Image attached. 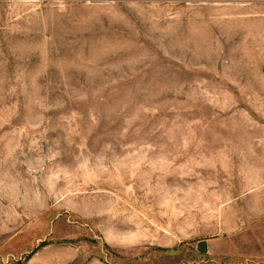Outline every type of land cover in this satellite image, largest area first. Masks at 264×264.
Returning <instances> with one entry per match:
<instances>
[{
  "label": "rangeland",
  "instance_id": "rangeland-1",
  "mask_svg": "<svg viewBox=\"0 0 264 264\" xmlns=\"http://www.w3.org/2000/svg\"><path fill=\"white\" fill-rule=\"evenodd\" d=\"M260 214L264 0H0V264H262Z\"/></svg>",
  "mask_w": 264,
  "mask_h": 264
},
{
  "label": "crops",
  "instance_id": "crops-1",
  "mask_svg": "<svg viewBox=\"0 0 264 264\" xmlns=\"http://www.w3.org/2000/svg\"><path fill=\"white\" fill-rule=\"evenodd\" d=\"M261 218L260 220H264V214H260ZM229 237V236H228ZM247 237V236H246ZM246 237L243 239L246 240ZM250 243L256 247L258 245V253L262 257L260 260L262 264H264V234H259L257 237H255L254 234L249 235Z\"/></svg>",
  "mask_w": 264,
  "mask_h": 264
},
{
  "label": "water",
  "instance_id": "water-1",
  "mask_svg": "<svg viewBox=\"0 0 264 264\" xmlns=\"http://www.w3.org/2000/svg\"><path fill=\"white\" fill-rule=\"evenodd\" d=\"M197 248L201 251L206 250V245H205V240L204 239H200L197 242Z\"/></svg>",
  "mask_w": 264,
  "mask_h": 264
}]
</instances>
